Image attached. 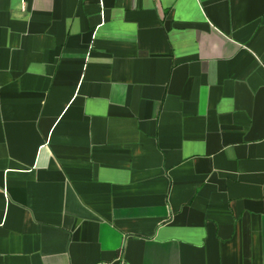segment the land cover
<instances>
[{
    "label": "crops",
    "instance_id": "crops-1",
    "mask_svg": "<svg viewBox=\"0 0 264 264\" xmlns=\"http://www.w3.org/2000/svg\"><path fill=\"white\" fill-rule=\"evenodd\" d=\"M0 264H264V0H0Z\"/></svg>",
    "mask_w": 264,
    "mask_h": 264
}]
</instances>
